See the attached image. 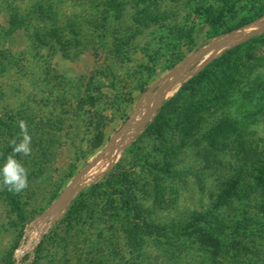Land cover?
<instances>
[{
    "label": "rangeland",
    "instance_id": "1",
    "mask_svg": "<svg viewBox=\"0 0 264 264\" xmlns=\"http://www.w3.org/2000/svg\"><path fill=\"white\" fill-rule=\"evenodd\" d=\"M263 21L264 0H0V164L20 120L32 137L27 189L0 190V264H264L262 191L225 175L264 136V79L240 75L264 70V32L148 92Z\"/></svg>",
    "mask_w": 264,
    "mask_h": 264
},
{
    "label": "trees",
    "instance_id": "2",
    "mask_svg": "<svg viewBox=\"0 0 264 264\" xmlns=\"http://www.w3.org/2000/svg\"><path fill=\"white\" fill-rule=\"evenodd\" d=\"M40 4L42 5L43 2H40ZM255 36H253L252 38H254ZM243 44H244V42L240 43L238 45L230 46L229 48H227L219 58L215 59L212 63L208 64L204 68V70L201 71L200 73L211 72V69L213 66H215V65H217L223 61H226L227 58H229L234 53V51ZM253 67H255V68H253ZM261 67H262V65H258V64H257V67H256V64H252L249 66L244 65V68L241 70L240 75L242 77H246V75L248 74V72L246 71L247 68H249L250 73H252V74L254 73L253 75L256 76L253 78V80L251 82H249L250 88H252V86L254 87L258 82H260L262 79H264V70ZM197 79H198V76H195V77L189 79L184 84V86L191 85ZM180 93H178V96L180 95ZM168 105H169V101L165 102L162 105V107L158 111L159 112L158 118L163 117V110ZM261 115L264 116V114H261ZM154 124H155V122H154ZM261 139H262V141L259 142L258 144H251L250 145L252 153L249 154V152H247L244 156L239 158V160L237 161L235 166L231 169L230 173H227V171H225L226 172L225 175L228 178L230 177L229 180L233 178L230 181L231 182L234 181V185H236V188L239 190H242L243 193H245L247 195H250L253 191H256L257 190L256 187L259 186L260 190L262 191V194L264 196V136L261 137ZM220 197L222 198V201H224L226 199L225 197H223V194L220 195ZM230 199H232V198H230ZM229 200H228V202H230ZM263 200H264V197H263ZM263 208H264V206H263ZM18 209H19V212L21 214L22 212H21L20 208H18ZM163 235H166V234H163ZM262 259H264V256L262 257Z\"/></svg>",
    "mask_w": 264,
    "mask_h": 264
},
{
    "label": "water",
    "instance_id": "3",
    "mask_svg": "<svg viewBox=\"0 0 264 264\" xmlns=\"http://www.w3.org/2000/svg\"><path fill=\"white\" fill-rule=\"evenodd\" d=\"M264 32V21L261 22L260 24L256 25L255 27H253L252 29L243 32V34H241L238 38H222L220 40H217L216 42L206 46L205 48L201 49L199 51L198 54H196L193 58H190L187 60L186 63L184 64H179L177 65L174 69H172L170 72H168L167 74L163 75L162 77H160L158 80H156L149 88H148V92L149 93H153L154 90L158 87L159 84H161L164 81H167L168 79H170L171 77L180 74L182 71L190 68L194 62L198 59L203 58L206 54H208V52H210L211 50H214L220 46L223 45H228V46H233V45H238L240 43H243L247 40H249L250 38H252L253 36ZM137 112H135L136 114ZM148 115V114H147ZM147 115L142 119L145 120ZM141 121L137 122V123H127L125 124L111 139V141L109 142V144H107L106 148L99 154L97 155L91 162L88 163V165L84 168H82L72 179L71 181L67 184V186L64 188L57 205L53 208V210L56 213H59L62 209V207L64 206V204L67 203L69 196L72 193L73 187L79 182V180L86 174V172L93 167L99 160L100 158H102L107 151L109 150V148L114 144L115 140L120 136V134L127 129L133 128L134 126H136L137 124H139ZM25 249H22L18 255V258L15 262V264H19L20 263V259L22 258L23 254H24Z\"/></svg>",
    "mask_w": 264,
    "mask_h": 264
},
{
    "label": "clouds",
    "instance_id": "4",
    "mask_svg": "<svg viewBox=\"0 0 264 264\" xmlns=\"http://www.w3.org/2000/svg\"><path fill=\"white\" fill-rule=\"evenodd\" d=\"M20 136L13 137L9 141L11 153L4 158L0 164V190L6 189L8 192L19 194L28 187L29 171L17 158L20 155H31L32 137L29 134L27 122H19Z\"/></svg>",
    "mask_w": 264,
    "mask_h": 264
},
{
    "label": "bare ground",
    "instance_id": "5",
    "mask_svg": "<svg viewBox=\"0 0 264 264\" xmlns=\"http://www.w3.org/2000/svg\"><path fill=\"white\" fill-rule=\"evenodd\" d=\"M127 133V132H126ZM133 133V132H132ZM116 151V150H115ZM114 154H115V152H114ZM110 156V155H109ZM106 160V159H105ZM111 160V159H110ZM107 163V162H106ZM99 166V165H98ZM97 167V166H96ZM97 171V170H96Z\"/></svg>",
    "mask_w": 264,
    "mask_h": 264
}]
</instances>
